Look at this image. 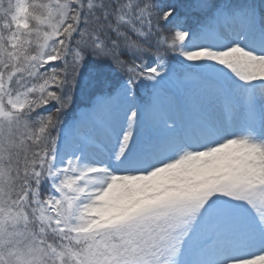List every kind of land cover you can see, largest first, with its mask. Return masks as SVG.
Returning a JSON list of instances; mask_svg holds the SVG:
<instances>
[{
	"label": "snow or ice",
	"instance_id": "obj_1",
	"mask_svg": "<svg viewBox=\"0 0 264 264\" xmlns=\"http://www.w3.org/2000/svg\"><path fill=\"white\" fill-rule=\"evenodd\" d=\"M0 264H264V0H0Z\"/></svg>",
	"mask_w": 264,
	"mask_h": 264
}]
</instances>
